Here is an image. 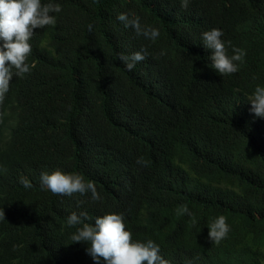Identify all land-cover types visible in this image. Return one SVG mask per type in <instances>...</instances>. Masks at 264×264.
Wrapping results in <instances>:
<instances>
[{"label": "trees", "instance_id": "trees-1", "mask_svg": "<svg viewBox=\"0 0 264 264\" xmlns=\"http://www.w3.org/2000/svg\"><path fill=\"white\" fill-rule=\"evenodd\" d=\"M42 2L62 11L35 30L31 71L0 104V264H95L71 239L73 212L89 224L122 213L133 240H152L170 264H264V118L247 100L264 86V0ZM213 28L229 55L246 52L234 74L212 68L202 34ZM141 50L127 70L120 54ZM55 170L94 182L101 199L42 189ZM220 215L230 231L217 245L208 226Z\"/></svg>", "mask_w": 264, "mask_h": 264}, {"label": "clouds", "instance_id": "clouds-1", "mask_svg": "<svg viewBox=\"0 0 264 264\" xmlns=\"http://www.w3.org/2000/svg\"><path fill=\"white\" fill-rule=\"evenodd\" d=\"M189 2L190 0H180L181 7L186 9ZM61 11L58 3H43L42 0H0V104H3L10 90L13 76L24 78L31 71L28 58L32 53L30 41L35 30L54 26L56 17L53 13ZM117 19L126 28H133L137 35L146 39L155 41L159 36L157 28L143 26L138 16L129 18L128 14L120 13ZM92 29L93 25L89 24L88 30ZM223 35L222 30L213 28L205 31L202 39L204 46L212 50V68L220 75H231L239 70V64L243 63L246 52L240 48H232V54L229 55L228 46H231V42L228 41L226 46L221 39ZM118 58L131 71L137 62L146 58V50L134 52L130 56L120 54ZM247 100L251 105L250 111L255 116L264 118V86H256ZM0 171L4 169L0 167ZM20 183L25 189L33 187L27 178L22 177ZM40 186L58 196H71L76 193L83 196L90 192L93 201L101 199L95 183L86 182L78 173H65L60 170L51 174L42 172ZM177 214L192 215L187 206H181ZM0 219H5L3 208H0ZM87 219L86 212H73L67 218V226L82 225L71 239L73 242H84L88 245L86 252L95 264H170L160 255L159 246L152 240H133L132 233L126 229L122 213L98 216L94 224L83 222ZM229 231L227 218L220 215L208 226V239L218 245L227 237Z\"/></svg>", "mask_w": 264, "mask_h": 264}]
</instances>
